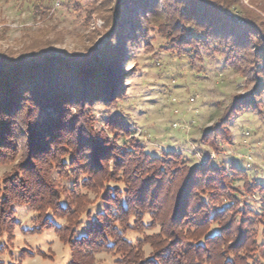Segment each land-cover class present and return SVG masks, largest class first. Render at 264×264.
Wrapping results in <instances>:
<instances>
[{"label":"trees","instance_id":"obj_1","mask_svg":"<svg viewBox=\"0 0 264 264\" xmlns=\"http://www.w3.org/2000/svg\"><path fill=\"white\" fill-rule=\"evenodd\" d=\"M181 1L180 17L165 33L175 46L190 47L200 56L201 47L214 45L220 57L241 71L249 50L257 49L254 41L264 43V29L249 21L241 24L230 13V6H224L231 0ZM158 2H122L117 35L123 31L127 45L145 28L157 27L163 32L160 24L144 23L145 18L158 13ZM199 4L220 16L211 17ZM106 46L108 53L110 44ZM96 57L47 54L0 59V165L15 161L22 132L30 141L29 160L0 178V232L19 226L13 209L19 203L41 217L35 228L25 231L54 229L70 247L68 264H94V254L101 251L119 254L117 264H257L255 255L264 260V183L251 179L237 165L230 172L211 162L189 167L181 154L170 150L153 156L136 142L130 143L131 149L118 146L114 130L107 134L94 131L93 125L86 123L87 112V118L72 112L79 105L87 109L100 101L106 91L103 86L109 87L112 81L111 72L94 75L101 71ZM259 57L264 75V53ZM108 62L117 63L114 53ZM120 73L114 76L119 78ZM261 86L264 89V81ZM111 93L112 101L121 98L122 85ZM242 103L235 101L217 128L239 114L238 108L252 107L250 102ZM112 126L121 133L126 131L123 124ZM215 148L219 149L216 142ZM70 177L76 190L104 191V211L81 237H75V228L86 196L75 191H69L76 193L73 198L63 196L59 179ZM237 177H245L241 188L235 184ZM64 218L66 225L56 223ZM159 223V233L136 241L125 236L129 230L141 232ZM145 244L153 248L148 257H144Z\"/></svg>","mask_w":264,"mask_h":264},{"label":"rangeland","instance_id":"obj_2","mask_svg":"<svg viewBox=\"0 0 264 264\" xmlns=\"http://www.w3.org/2000/svg\"><path fill=\"white\" fill-rule=\"evenodd\" d=\"M123 1L130 4L133 0H0V59L20 56L30 59L37 55L42 58L47 54L81 59L95 54L101 71L94 75L111 72L112 81L109 87L103 86L106 91L100 95V101L87 109L86 105L72 108L73 113L85 114L86 118L88 114L86 123L93 125L94 131L107 134V130H114L119 134L118 146L131 149L130 143L136 142L153 156H161L169 150L176 152L189 167L211 162L225 166L230 172L231 167L237 165L245 169L251 179L264 183V89L259 87L264 81L259 66L263 61L259 56L264 53V43L254 41L257 49L249 50L246 63L241 65L244 73L220 57L214 45L201 47L198 56L190 47L175 46L166 36L180 17L184 2L159 0L158 13L145 18L144 23L160 24L164 33L151 26L134 35L127 45L122 40L123 31L117 35ZM199 6L213 18L220 16L205 4ZM224 6H230V13L238 17L241 24L249 21L264 29V0H231L230 5ZM113 53L117 58L114 65L108 62ZM116 72H121L119 78L114 76ZM121 85L123 96L112 101L111 92ZM107 99L110 102L104 103ZM235 101L243 102L242 106L250 102L254 108L244 111L243 107L238 108L239 114L223 128H217ZM115 122L123 124L126 131L121 133L114 129ZM204 135L208 137L204 139ZM214 135L217 138L210 142ZM109 136L115 141L113 134ZM19 137L18 155L15 161L0 165V178L29 160L30 141L25 132ZM223 139L229 142L221 141ZM215 142L219 149L215 148ZM32 173L30 169L29 174ZM244 180L245 177H237L236 186L241 188ZM59 182L63 185L64 197L75 196L76 193L69 191L86 196L75 228V237H81L104 211V191L76 190L73 177L60 178ZM253 207L259 208L257 204ZM13 209L19 226L2 231L3 234L0 232V264L69 263L70 247L54 229L40 233L25 231L38 225L39 212L19 203L14 204ZM145 220L149 222V214ZM56 223L66 225L68 222L64 218ZM161 226L159 223L141 232L129 230L125 236L136 241L159 233ZM30 252L36 255H29ZM143 252L144 257H148L153 248L145 244ZM261 252L264 253V247ZM119 257L115 252H97L94 264H117ZM255 257L257 264H264L261 257Z\"/></svg>","mask_w":264,"mask_h":264},{"label":"clouds","instance_id":"obj_3","mask_svg":"<svg viewBox=\"0 0 264 264\" xmlns=\"http://www.w3.org/2000/svg\"><path fill=\"white\" fill-rule=\"evenodd\" d=\"M75 111V109H73V112Z\"/></svg>","mask_w":264,"mask_h":264}]
</instances>
